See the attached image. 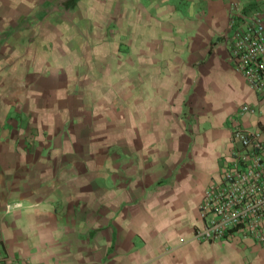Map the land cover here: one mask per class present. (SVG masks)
I'll return each instance as SVG.
<instances>
[{
	"label": "crops",
	"instance_id": "1",
	"mask_svg": "<svg viewBox=\"0 0 264 264\" xmlns=\"http://www.w3.org/2000/svg\"><path fill=\"white\" fill-rule=\"evenodd\" d=\"M233 6L264 16V0H0V253L264 264L252 240L195 238L233 129L264 122L225 42Z\"/></svg>",
	"mask_w": 264,
	"mask_h": 264
},
{
	"label": "built area",
	"instance_id": "2",
	"mask_svg": "<svg viewBox=\"0 0 264 264\" xmlns=\"http://www.w3.org/2000/svg\"><path fill=\"white\" fill-rule=\"evenodd\" d=\"M241 13L232 7L225 42L235 70L264 103V16ZM239 114L263 115L248 105ZM232 141L236 148L225 158L221 180L207 188L200 203L195 238L211 244L249 239L264 248V122L253 131L235 127ZM0 264L13 261L0 253Z\"/></svg>",
	"mask_w": 264,
	"mask_h": 264
}]
</instances>
